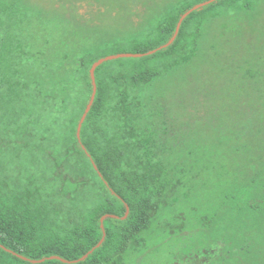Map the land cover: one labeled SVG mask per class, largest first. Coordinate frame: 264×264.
<instances>
[{
    "label": "trees",
    "instance_id": "1",
    "mask_svg": "<svg viewBox=\"0 0 264 264\" xmlns=\"http://www.w3.org/2000/svg\"><path fill=\"white\" fill-rule=\"evenodd\" d=\"M166 1L102 42L57 7L0 0V264L75 261L103 233L84 261L39 264H135L163 243L216 255L210 264H264V0H217L190 13L168 47L103 63L77 137L92 64L157 50L208 0ZM235 17L245 29L205 43L207 29ZM206 48L230 50L233 85L228 113L209 107L210 142L190 122L214 92L194 89L195 108L169 96L179 82L191 89Z\"/></svg>",
    "mask_w": 264,
    "mask_h": 264
},
{
    "label": "rangeland",
    "instance_id": "2",
    "mask_svg": "<svg viewBox=\"0 0 264 264\" xmlns=\"http://www.w3.org/2000/svg\"><path fill=\"white\" fill-rule=\"evenodd\" d=\"M40 1L45 6H54L61 9L66 18L73 17L77 20H82L91 27H96L95 35L102 42H109L113 36L119 37L120 33L132 32L137 27L141 26L146 19L151 16L157 9L167 2L166 0H34ZM153 12V13H152ZM247 19L241 17H235L229 19L228 23L223 25H212L210 29L206 30L205 43L218 40L219 36H225L230 34H238L246 28ZM74 29L71 23H67V30L72 31ZM114 48V47H113ZM115 49V48H114ZM112 49L107 48L105 51L110 52ZM230 50H210L205 49L204 58L199 61V64L190 73L191 89L187 87L180 89L181 82L177 87V92L170 94L169 96L174 102L176 99L186 100L189 104H193L192 108H195V99H202L203 96L195 95L194 89L202 90L204 87L211 89L214 94L201 101L204 104V108L199 110L205 117L201 121H191V129L195 133H199L202 138L210 142L214 139V134L211 133V127L205 128V122L207 123L206 115H211L209 107L211 109L217 107L222 113H228V104L226 93L230 92L232 87L231 76L228 68H224V63L227 61ZM113 55V54H111ZM206 87V88H207ZM182 91V92H181ZM195 97V98H194ZM182 104V102H180ZM197 107V106H196ZM192 110H183L182 108H174V113L177 117L192 116ZM220 126V125H219ZM208 127V126H207ZM218 129L216 128V132ZM187 235V231L185 233ZM193 233H191L192 235ZM196 235H194V240ZM147 252L150 256L144 257V255L138 256L135 264H208L212 258L208 253H192L189 251L187 244L181 243L178 245L159 244L158 246L151 247ZM146 253V252H145ZM144 253V254H145ZM194 254H198L195 255Z\"/></svg>",
    "mask_w": 264,
    "mask_h": 264
},
{
    "label": "water",
    "instance_id": "3",
    "mask_svg": "<svg viewBox=\"0 0 264 264\" xmlns=\"http://www.w3.org/2000/svg\"><path fill=\"white\" fill-rule=\"evenodd\" d=\"M217 0H208L206 2H203V3H200V4H197L195 5L194 7H192L190 10H188L187 12H185L177 26H176V30H175V33L173 35V37L169 40V42L163 46H160L157 50H153V51H150L146 54H134V53H120V54H116V55H109V56H106V57H103V58H100L99 60H97L96 62H94L89 70V75H90V80H91V84H92V93H91V96H90V100L88 102V104L86 105V108H85V111L78 123V127H77V137L79 138V135H80V130H81V125L82 123L84 122L85 118H86V115L88 114V112L90 111V108L93 104V101H94V98H95V94H96V82H95V71L96 69L101 66L103 63L105 62H108V61H111V60H116V59H120V58H140V57H143L145 55H150V54H153L155 53L156 51L158 50H161V49H164L166 47H168L169 45L172 44V42L174 41L175 37L177 36V33L179 31V28H180V25L182 23V21L192 12L196 11V10H199L201 8H203L204 6L208 5V4H211L213 2H216ZM127 213H128V209H127V212H126V215L125 217L127 216ZM124 217V218H125ZM107 218V216H103L101 218V223H103L104 219ZM101 228L103 230V225L101 224ZM104 237H105V234L103 233V237L102 239L100 240V242L95 246V248H93L92 250H90L87 254H85L84 256H82L80 259L78 260H75V261H67V260H64L58 256H50V257H46V258H42L40 260H29V259H26L22 256H18L19 258L23 259V260H28L30 261V263L32 264H39V263H43L44 261L46 260H59V261H62L64 263H77V262H81V261H84L88 255H90L92 253V251L96 248H99L103 241H104Z\"/></svg>",
    "mask_w": 264,
    "mask_h": 264
},
{
    "label": "flooded vegetation",
    "instance_id": "4",
    "mask_svg": "<svg viewBox=\"0 0 264 264\" xmlns=\"http://www.w3.org/2000/svg\"><path fill=\"white\" fill-rule=\"evenodd\" d=\"M195 255H198V254H194V256H195ZM215 257H216V255H212V258H215ZM213 260H214V259H213ZM213 260H210L208 264H210Z\"/></svg>",
    "mask_w": 264,
    "mask_h": 264
}]
</instances>
